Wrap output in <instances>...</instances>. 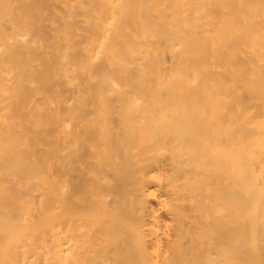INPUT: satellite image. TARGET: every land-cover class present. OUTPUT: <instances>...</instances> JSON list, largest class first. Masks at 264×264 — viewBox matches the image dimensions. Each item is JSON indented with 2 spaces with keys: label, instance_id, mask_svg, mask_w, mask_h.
Listing matches in <instances>:
<instances>
[{
  "label": "bare ground",
  "instance_id": "obj_1",
  "mask_svg": "<svg viewBox=\"0 0 264 264\" xmlns=\"http://www.w3.org/2000/svg\"><path fill=\"white\" fill-rule=\"evenodd\" d=\"M0 264H264V0H0Z\"/></svg>",
  "mask_w": 264,
  "mask_h": 264
}]
</instances>
